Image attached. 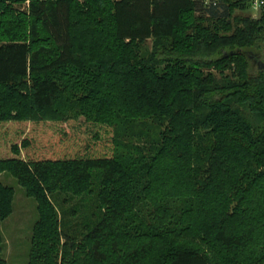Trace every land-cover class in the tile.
Instances as JSON below:
<instances>
[{
	"label": "trees",
	"instance_id": "obj_1",
	"mask_svg": "<svg viewBox=\"0 0 264 264\" xmlns=\"http://www.w3.org/2000/svg\"><path fill=\"white\" fill-rule=\"evenodd\" d=\"M249 9L0 0V174L38 204L28 264H264V69L248 55L264 6L235 15ZM43 124L61 127L50 155ZM117 130L157 137L146 151ZM15 193L0 180V264ZM60 195L94 196L97 223L64 232Z\"/></svg>",
	"mask_w": 264,
	"mask_h": 264
},
{
	"label": "rangeland",
	"instance_id": "obj_2",
	"mask_svg": "<svg viewBox=\"0 0 264 264\" xmlns=\"http://www.w3.org/2000/svg\"><path fill=\"white\" fill-rule=\"evenodd\" d=\"M15 6L21 11L28 10V2L15 4ZM243 13L254 19H259L262 17V8L253 9L251 7V9L244 12L241 10L235 11V15ZM146 44L151 48L153 42L152 40H148ZM254 51L259 52L257 48ZM254 51L248 55L251 64L250 72L256 75L259 69H264L260 66V63H264V50L259 52L260 57ZM204 70L207 74L208 72L213 73L216 77L221 78V73L215 66L204 68ZM79 120H86V118L80 116ZM34 127H37L36 131L39 132L36 136L41 139V143L49 151L47 155H50L52 148L57 143L56 136L61 127L49 126L48 124L32 125V128ZM156 132L157 130H155V135H152L151 138H140L125 135L122 131L117 130L116 137L122 143L143 147L147 151L152 146L150 139H156L157 137ZM41 150V148H37V151L40 152ZM0 180L5 185L14 187L16 192L13 213L3 222L1 228L3 236L2 256L8 264H28L32 248L33 230L39 218L38 204L33 197L27 195L25 188L19 184L18 180L10 172L0 174ZM53 199L59 210L61 228L64 232L73 235L77 232H82L85 229L86 222L97 223L99 210L96 209L94 196L70 197L68 195H60L55 196Z\"/></svg>",
	"mask_w": 264,
	"mask_h": 264
},
{
	"label": "built area",
	"instance_id": "obj_3",
	"mask_svg": "<svg viewBox=\"0 0 264 264\" xmlns=\"http://www.w3.org/2000/svg\"><path fill=\"white\" fill-rule=\"evenodd\" d=\"M220 0H205L206 4L217 5ZM253 9H261L264 6V0H250Z\"/></svg>",
	"mask_w": 264,
	"mask_h": 264
},
{
	"label": "water",
	"instance_id": "obj_4",
	"mask_svg": "<svg viewBox=\"0 0 264 264\" xmlns=\"http://www.w3.org/2000/svg\"><path fill=\"white\" fill-rule=\"evenodd\" d=\"M261 68H264V63H260Z\"/></svg>",
	"mask_w": 264,
	"mask_h": 264
}]
</instances>
